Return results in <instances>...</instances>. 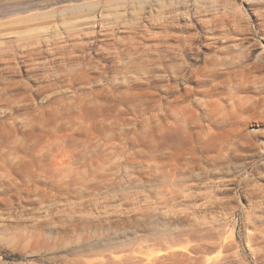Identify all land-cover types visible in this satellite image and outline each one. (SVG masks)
I'll return each instance as SVG.
<instances>
[{
	"label": "rangeland",
	"instance_id": "rangeland-1",
	"mask_svg": "<svg viewBox=\"0 0 264 264\" xmlns=\"http://www.w3.org/2000/svg\"><path fill=\"white\" fill-rule=\"evenodd\" d=\"M0 264H264V0H0Z\"/></svg>",
	"mask_w": 264,
	"mask_h": 264
}]
</instances>
